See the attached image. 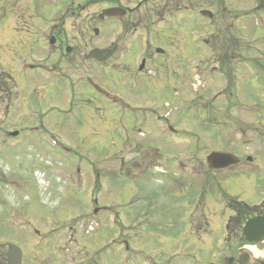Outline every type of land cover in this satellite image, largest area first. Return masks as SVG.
<instances>
[{
	"label": "rangeland",
	"instance_id": "374dc122",
	"mask_svg": "<svg viewBox=\"0 0 264 264\" xmlns=\"http://www.w3.org/2000/svg\"><path fill=\"white\" fill-rule=\"evenodd\" d=\"M225 1L234 12L254 7L253 0ZM235 3L238 7H234ZM94 9L90 8V11ZM245 18H239L238 22L231 23L229 19L227 23L228 26L238 27L244 34L239 38H228V66L240 65L236 88H231L230 93L239 98L237 101L239 104L262 105L264 93L261 94L259 91L261 86L252 73L250 60L253 58L258 60L264 52L258 55L250 50V47H257L261 40L258 38H264V33L259 32L254 18L248 16ZM194 21H201L203 24V19L199 17ZM233 22H236L235 25ZM217 39L216 45L220 48L216 54L218 64V59L224 58L227 47L225 38ZM259 47L263 50L262 46ZM12 59L16 64L28 62L19 51H15ZM24 75L25 78L32 77L31 73ZM219 75L222 73L215 76L207 75L209 86L215 84L218 86L221 83ZM108 77L110 76L106 77V81H110ZM109 84L104 85L112 91ZM238 98L234 96L232 100L235 102ZM26 101L28 104L24 110H34L33 102L30 103L28 98ZM64 101L58 98L55 100L60 105H63ZM100 104L103 106V101L100 100ZM215 104L220 111L223 107L222 99L218 97ZM47 109L48 107L40 105L37 111ZM184 111L193 113L187 118L182 129L186 138V146L183 149H187L192 157H197L201 150L199 159L203 161L210 151L207 148H228L237 150L240 155L255 154L264 148V131L260 130L264 123L258 122L257 116L249 107L232 110L228 117L232 120V123L228 121V130L221 131L223 127L217 125L219 129L216 136L219 141L216 137L213 140L212 133L204 132L202 136V128L207 122L202 117L197 119L195 115L215 117L214 114L206 113L199 107L198 101H195V104L185 102ZM94 112L102 115L96 109ZM15 118V114L11 115V121ZM258 118L264 117L259 114ZM8 125L9 120H4L0 127L8 128ZM51 133L63 146L46 142L35 148L33 141L27 140L28 137H21L15 145L12 140L5 142V137L0 134V212L3 205L11 207L9 211L4 209L8 214L0 239L17 243L22 248L24 264H48L49 261V264H89L86 256L98 254L95 246L100 245L103 249L111 238L109 243L111 248L116 246L117 241L122 243L126 241V244L115 252L109 254L107 251L103 253L104 255L101 254L103 257L107 256L101 260L103 264H115V260L111 261L114 258H118L119 264H223L230 252L224 241L227 217L223 205L224 197L228 194L240 196L248 204L255 203L260 186L264 183L262 150L252 156L257 169L254 167L247 170L238 169L236 172H221L220 176L212 178L213 185L208 184L204 178L197 179L191 175L176 177L169 174L166 176L154 174L135 183L127 181L110 183L102 180L100 185L104 192L101 197L106 199H100L112 206L110 209L112 216L107 214L93 216L87 211V217H84L81 211L84 209V199L89 200L92 180L86 177V183L82 185L84 191H81L78 183H81L82 177H76L77 183L73 177L68 176L69 180L67 179V172L72 167L75 174L78 167L90 165L92 160L85 163L80 161L85 158H93L95 165H101L109 160L114 150L112 144H107L113 143V136L108 139L103 135V140H100L101 137L94 134L76 135L72 131L59 128H53ZM168 153L170 156L176 155L175 151ZM181 156L184 160L191 161L186 154L182 153ZM37 168H40V171H35ZM1 183L12 184L14 187H6ZM122 186L127 189L126 195L119 192L118 187L121 190ZM192 191L200 194L214 192L217 198L216 214L209 218V215L193 210V202L187 200ZM116 196L117 199L114 200ZM46 205L52 208L49 209ZM24 220L30 221L31 226L34 225L39 231V235L30 227L28 229V226L21 227ZM204 220H207L209 225L203 224ZM68 226H72V229L69 230ZM127 246L129 251L126 250ZM255 249L264 252L261 247ZM64 257L66 258L61 260Z\"/></svg>",
	"mask_w": 264,
	"mask_h": 264
},
{
	"label": "flooded vegetation",
	"instance_id": "af4514ba",
	"mask_svg": "<svg viewBox=\"0 0 264 264\" xmlns=\"http://www.w3.org/2000/svg\"><path fill=\"white\" fill-rule=\"evenodd\" d=\"M186 1L193 4H213L217 0H0V25L6 46L1 47L0 38V103L25 95L26 87L32 84L40 87L38 96L49 93L55 97L62 94L71 98L80 97L75 105L71 100L66 110L59 109L58 112L70 114L66 115L69 119H78L76 126L73 127V123H70V129L74 131H98V123L86 120L85 109L92 100L85 95L88 86L82 84L88 76L82 78L83 75L79 74L94 67L97 68L100 81L114 74L118 78L115 80L118 96L114 100L113 110L114 117L119 118V121L115 120L116 135L121 137L120 126L123 123L132 130L141 131L143 128L147 130L149 119H153L156 130L153 136L157 142L154 146L151 145L146 135L138 139L125 137L124 143H119L120 147L115 155L118 160L117 172L124 177L136 179L149 175L159 163L169 173L168 159L163 158V154L158 153L157 149L167 145L168 139L161 133L163 125L170 128L166 116L170 113L175 116L180 109L178 90L184 76L185 56L181 46L184 37L172 38L171 44L177 46L166 49L162 42L165 39V27L161 24L167 21L182 23ZM90 4L101 6L100 11L93 14V19H98L100 13L107 8L118 9L115 17L103 16L98 20L100 25L97 33L101 34V39L95 46H90L93 41L88 31ZM137 33L141 36L149 33L150 38L142 39ZM152 33L156 34L155 38H152ZM136 43L140 45L135 47ZM160 47L165 52L158 51ZM92 48L103 50L100 55L102 64L89 61L88 52ZM15 51L24 55L28 62L16 64L12 59ZM38 56H41L39 60L31 59ZM27 72L34 79L40 74L49 77V83L46 77L45 83L39 80L30 83L32 78H25L24 75ZM168 88L173 91L171 95L166 94ZM155 91L159 93L156 94V99L160 103L156 108L141 104L128 107L121 97L122 95L132 100L150 95L152 98V92ZM28 93L32 94L31 91ZM129 93L132 95H128ZM122 114H126L128 120L122 121ZM55 118L50 117L51 120ZM160 123L163 125H159ZM31 128L37 129L36 126ZM189 199L200 200L197 196ZM202 205L203 207L198 208L211 211L212 208L206 207L205 203Z\"/></svg>",
	"mask_w": 264,
	"mask_h": 264
},
{
	"label": "clouds",
	"instance_id": "9594fccd",
	"mask_svg": "<svg viewBox=\"0 0 264 264\" xmlns=\"http://www.w3.org/2000/svg\"><path fill=\"white\" fill-rule=\"evenodd\" d=\"M245 247L246 248H249L250 250H252L253 251V254L255 256H257V258H264V252H259L253 246H250V245H246Z\"/></svg>",
	"mask_w": 264,
	"mask_h": 264
},
{
	"label": "water",
	"instance_id": "95a60500",
	"mask_svg": "<svg viewBox=\"0 0 264 264\" xmlns=\"http://www.w3.org/2000/svg\"><path fill=\"white\" fill-rule=\"evenodd\" d=\"M211 159H218V158L216 157V155H213L211 157ZM10 247L12 248V246H10ZM17 255L19 256V253H17ZM14 260H16V263L18 264V258L17 259L13 258V262H14Z\"/></svg>",
	"mask_w": 264,
	"mask_h": 264
}]
</instances>
